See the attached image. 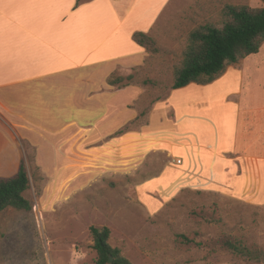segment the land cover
I'll use <instances>...</instances> for the list:
<instances>
[{
    "label": "rangeland",
    "instance_id": "374dc122",
    "mask_svg": "<svg viewBox=\"0 0 264 264\" xmlns=\"http://www.w3.org/2000/svg\"><path fill=\"white\" fill-rule=\"evenodd\" d=\"M227 4L258 8L264 6V0H169L148 34L157 52L145 50L136 65L127 60L109 64L106 83L112 75L132 74L131 84L140 88L138 97L128 104L132 110L128 113L136 117L128 115L126 123L104 139L110 140V149L97 141L96 155H87L85 145L95 139L93 131L85 137L86 132L80 133L79 140L72 141L73 128L66 123L75 118V112L66 97L61 106L55 95L44 101L43 95L28 94L25 105L18 103L25 113L42 122L44 129L39 133L26 127L20 133L19 127L12 126L14 134L0 118L5 131L0 135V177L13 175L23 162L29 177L24 196L31 204L28 210L9 207L0 212V264H96L91 226H107L109 244L133 264H264L261 176L247 172L245 183L237 179L223 183L191 169L168 185L142 187L172 158L150 155L144 143L138 144L140 135L150 133L156 140L180 144L196 141L198 133L203 136L206 131L195 124L196 131H201L192 132L194 127L184 117L176 121L168 102L171 95L178 106H186L192 98L205 104L201 120L209 119L204 112L208 107L207 113L215 121L212 128L219 126L213 108L219 105L224 109V90L229 86L213 84L222 89L206 96L204 92L213 85L190 83L174 90L172 83L189 33L206 23L221 25ZM229 67L242 71L236 77L238 94L226 98L239 101L242 111L256 118L264 107V42L258 53ZM185 96L191 98L183 101ZM196 103L191 102V107ZM84 113L92 110L79 109L82 123L89 117ZM120 135L134 139L119 146L113 138ZM76 163L79 168L72 169ZM180 235L190 242L182 241ZM225 238L259 258L250 260L232 252L223 245Z\"/></svg>",
    "mask_w": 264,
    "mask_h": 264
},
{
    "label": "crops",
    "instance_id": "0c3cea01",
    "mask_svg": "<svg viewBox=\"0 0 264 264\" xmlns=\"http://www.w3.org/2000/svg\"><path fill=\"white\" fill-rule=\"evenodd\" d=\"M168 2L86 0L76 4V0H0V118L14 134L15 127L20 128L17 129L20 133L25 127L39 133L44 129L42 122L25 113L18 103L25 105L28 94L43 95L44 101H50L53 98L48 96L55 95L61 106L66 97L65 101L75 112H72L75 118L66 123L73 128L72 141L77 142L80 133L86 132L85 137L93 131L96 137L85 145L87 155H96L94 143L97 141L110 149V140L104 139L122 127L128 115L136 117L128 113L132 112L128 104L138 97L140 88L134 84L109 85L105 73L112 62L127 60L136 65L142 60L145 49L131 35L135 31L149 34ZM241 71L242 68L229 67L222 76L208 83L220 82L230 88L224 90L227 94L222 100L224 109L219 105L213 108L219 124L216 128H212L215 121L207 113L208 107L204 112L210 120L205 119V123L201 120L205 104L196 103L192 98L182 107L171 101L172 95L168 98L177 122L184 117L191 127L199 124L206 131L200 136L201 130L196 131L194 127L192 132L198 133L196 141L180 144L169 139L156 140L150 133L140 135L138 144L144 143L150 155L172 158L160 174L142 183L144 189L168 185L191 169H198L204 178L223 183L226 179H237L242 184L247 172L256 173L261 176L258 183L264 189V107L255 118L242 111L239 101L226 98L238 94L236 77ZM213 86L204 92L206 96L216 95L222 89L221 85ZM191 102L196 103L194 107ZM80 108L84 112L92 110L84 113L89 115L84 123L79 119ZM4 132L0 127V135ZM113 139L121 146L134 137L120 135ZM177 158L181 160L179 164L175 163ZM74 166L72 169L79 168L78 163Z\"/></svg>",
    "mask_w": 264,
    "mask_h": 264
},
{
    "label": "trees",
    "instance_id": "16d2710c",
    "mask_svg": "<svg viewBox=\"0 0 264 264\" xmlns=\"http://www.w3.org/2000/svg\"><path fill=\"white\" fill-rule=\"evenodd\" d=\"M86 0H76V4ZM223 21L217 26L206 23L194 28L188 35L181 64L176 68L172 89L184 87L190 83L205 85L224 74L227 67L241 59L258 53L264 42V6L252 8L246 5L227 4L223 8ZM132 40L150 53L157 52L154 41L146 33L135 31ZM133 75L110 76L107 83L123 87L131 84ZM29 188V177L23 162L17 171L8 177H0V212L6 208L28 210L29 200L24 196ZM89 232L96 252V264H133L121 254L117 247L109 244L110 230L107 226H91ZM182 241L190 240L180 235ZM223 245L234 253L253 260L259 255L241 246L231 238H225ZM109 257L112 262L109 263ZM264 260V257H263Z\"/></svg>",
    "mask_w": 264,
    "mask_h": 264
},
{
    "label": "bare ground",
    "instance_id": "6f19581e",
    "mask_svg": "<svg viewBox=\"0 0 264 264\" xmlns=\"http://www.w3.org/2000/svg\"><path fill=\"white\" fill-rule=\"evenodd\" d=\"M189 98H191V97L190 96H185V97L182 98V100L185 101V100H187Z\"/></svg>",
    "mask_w": 264,
    "mask_h": 264
},
{
    "label": "built area",
    "instance_id": "2783aa9c",
    "mask_svg": "<svg viewBox=\"0 0 264 264\" xmlns=\"http://www.w3.org/2000/svg\"><path fill=\"white\" fill-rule=\"evenodd\" d=\"M181 162V160L179 159V158H177L176 160H175V163H177V164H179Z\"/></svg>",
    "mask_w": 264,
    "mask_h": 264
},
{
    "label": "water",
    "instance_id": "95a60500",
    "mask_svg": "<svg viewBox=\"0 0 264 264\" xmlns=\"http://www.w3.org/2000/svg\"><path fill=\"white\" fill-rule=\"evenodd\" d=\"M112 262V257H109V263H111Z\"/></svg>",
    "mask_w": 264,
    "mask_h": 264
}]
</instances>
